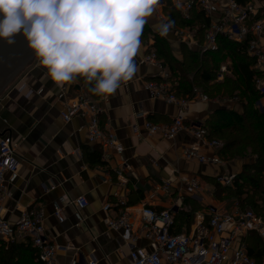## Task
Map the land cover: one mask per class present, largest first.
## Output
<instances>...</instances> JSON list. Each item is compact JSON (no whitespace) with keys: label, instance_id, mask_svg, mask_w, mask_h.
<instances>
[{"label":"crops","instance_id":"1","mask_svg":"<svg viewBox=\"0 0 264 264\" xmlns=\"http://www.w3.org/2000/svg\"><path fill=\"white\" fill-rule=\"evenodd\" d=\"M251 3L258 10V17H264V0H251ZM227 6V0H214L210 14L205 13L210 26L221 20ZM167 15L162 0H159L146 23L152 36L141 42L135 58L137 72L132 80L122 83L114 94L94 95L89 91L90 86L78 78L72 84L58 86L35 58L0 96V139H11L21 161L18 173L7 175L9 197L2 206L0 219L15 228L27 210H42L46 236L58 248V264H87L90 261L96 264H130L133 248L147 252L151 248L150 242L142 236L132 246L124 231H114L108 227L107 220L121 213V208L117 206L120 200L127 201L128 211L137 227L138 211L144 203L157 211L173 208L177 212L187 198L195 200L185 194L183 179H197L201 184L199 193L202 198L203 177L217 179L241 172L242 161H222L224 164L213 165L186 160L184 149L198 143L186 131L178 134L174 140H166L160 135L150 136L145 128L147 121L170 124L180 114L177 105L153 96L147 88L150 82L166 81L172 85L173 76L169 68L162 60H159L161 66L143 62L147 49L155 51L153 38L155 35L161 36L155 26L168 22ZM196 33L195 30L173 25L168 34L161 37L172 53L181 58L186 48L202 55L206 35L204 43H200ZM183 38H187V41H182ZM258 46L264 48V32L258 37ZM258 72V79L264 83V68L258 69ZM164 73L169 74V79H164ZM83 95L100 104L103 110L101 125L123 145L122 154L113 151L104 153L101 146L89 142L88 118L78 116L70 122L62 118L65 106ZM190 100L184 114L187 127L204 125L212 111L224 108L221 104L233 105L228 100L206 103L199 96ZM201 148L207 156L214 154L213 150H207L204 146ZM97 150L102 153V163L87 158L88 154ZM124 164L129 165L130 171L124 169ZM217 170L222 171L219 173ZM168 181L172 183L169 194L155 192L158 186ZM80 197H85L89 203L83 210L65 201ZM58 207L62 209L63 222H59L55 215ZM234 208L236 206L229 210ZM200 217L206 220L207 210L191 216L189 227H183L181 232L192 234ZM251 235L264 243L263 238L251 233L244 238L246 247L254 239ZM13 236L9 241L0 239L7 244L25 240L16 233Z\"/></svg>","mask_w":264,"mask_h":264},{"label":"built area","instance_id":"2","mask_svg":"<svg viewBox=\"0 0 264 264\" xmlns=\"http://www.w3.org/2000/svg\"><path fill=\"white\" fill-rule=\"evenodd\" d=\"M228 6L224 10L221 20L212 24L206 33L205 44L201 54L216 48L219 36L243 43L249 40L248 53L255 59V70L264 68V48L258 46V37L264 32V17H258V10L252 3L240 5L237 0H227ZM174 7L181 12L184 18H189L193 10L199 9L207 15L210 14L214 0H173ZM182 41H187L183 38ZM145 64L161 66L156 52L147 49L143 56ZM229 73L228 66L223 65L216 82H224ZM164 79H169V74L164 73ZM148 90L155 97L164 98L168 103L177 105L180 114L170 124H155L147 121L145 128L150 136L160 135L166 140H174L181 132H188L198 141L196 145L184 149V158L188 161H198L203 164L219 165L222 160L219 151L222 143L208 139V131L202 124L187 127L184 122L185 111L189 107L190 99L179 98L173 91L170 83L150 82ZM256 89L262 95L257 108L264 109V83L256 80ZM203 102H211L208 96L194 91ZM218 102V101H214ZM103 110L100 104L83 95L72 100L65 106L62 118L70 122L73 118L81 116L88 118L87 136L92 144L102 147L104 153L113 151L120 155L124 152L123 145L116 136L107 132L101 125L100 116ZM202 146L207 150H213L212 156H207L202 151ZM104 156V154H103ZM21 168V161L14 149L12 141L8 137L0 139V213L2 206L9 197L7 189V175L16 174ZM124 169L130 171L129 165L124 164ZM219 182L232 186L235 175H227L217 178ZM185 194L197 198L201 191L200 182L193 179H183ZM171 182H164L158 186L155 192L162 191L169 194ZM152 196L151 198H153ZM67 203L75 205L79 210L88 207L85 197L74 201L65 199ZM117 206L121 213L107 220V225L114 231H124L130 240V245L139 237L150 242L151 251L133 248L130 252V264H264V256L261 263L250 257L244 238L255 233L264 239V216L256 214L251 209L244 211L234 208L225 210L217 206H209L207 219L200 217L192 234L174 233L175 214L173 208L157 211L149 204H142L138 211V226L135 227L134 217L129 213L127 201L120 200ZM55 215L59 222L64 221L61 208H56ZM45 214L42 210H27L13 228L7 221L0 219V238L7 241L14 238L16 233L21 238L30 241L36 250V259L41 264H58L56 255L58 248L54 246L46 236ZM87 264H96L90 261Z\"/></svg>","mask_w":264,"mask_h":264},{"label":"trees","instance_id":"3","mask_svg":"<svg viewBox=\"0 0 264 264\" xmlns=\"http://www.w3.org/2000/svg\"><path fill=\"white\" fill-rule=\"evenodd\" d=\"M240 5L251 0H237ZM168 13V21L173 25L197 31L200 43H204L210 20L204 11L193 10L189 18L182 17L172 0H162ZM152 36L147 25L143 29L141 42ZM154 49L158 59L166 65L174 79L173 91L179 98L192 99L199 89L211 100L231 101L237 107H224L212 111L205 121L209 140L222 143L219 156L223 162H244L241 172L235 175L232 186H223L216 178L203 177L215 187L220 201L235 200L238 207L248 206L264 216V109L257 108L262 95L256 89L260 74L255 70V59L248 53L249 40L237 43L225 36H219L216 48L202 55L189 48L184 49L181 58L176 57L168 43L161 36H154ZM230 63L231 76L218 83L217 74L221 66ZM84 84L83 78H78ZM88 85V84H86ZM90 86V85H89ZM98 96V95H97ZM92 162L102 163L100 150L87 155ZM228 201V204L231 203ZM258 202L263 204L260 210ZM199 209L192 198H187L182 209L175 211L174 233L180 234L183 227H189L190 214ZM261 212V213H260ZM252 236V235H251ZM253 237V236H252ZM254 238V237H253ZM250 257L261 263L264 256V243L254 238L247 247ZM36 250L30 241L5 243L0 239V264H41L37 261Z\"/></svg>","mask_w":264,"mask_h":264},{"label":"clouds","instance_id":"4","mask_svg":"<svg viewBox=\"0 0 264 264\" xmlns=\"http://www.w3.org/2000/svg\"><path fill=\"white\" fill-rule=\"evenodd\" d=\"M159 0H0V40L22 34L58 86L83 78L94 95L114 94L137 72L143 29ZM172 21L155 26L161 36Z\"/></svg>","mask_w":264,"mask_h":264},{"label":"water","instance_id":"5","mask_svg":"<svg viewBox=\"0 0 264 264\" xmlns=\"http://www.w3.org/2000/svg\"><path fill=\"white\" fill-rule=\"evenodd\" d=\"M35 58L22 34L15 36L12 45L0 40V96Z\"/></svg>","mask_w":264,"mask_h":264},{"label":"rangeland","instance_id":"6","mask_svg":"<svg viewBox=\"0 0 264 264\" xmlns=\"http://www.w3.org/2000/svg\"><path fill=\"white\" fill-rule=\"evenodd\" d=\"M223 65H227L228 66V70H229V73L227 74V76H231V69H230V63H225ZM222 65V66H223ZM221 66V67H222ZM173 86V85H171ZM199 92L202 93V91L199 89ZM210 99V98H209ZM211 100V99H210ZM220 102V101H219ZM222 107H237V105H232V104H221ZM220 164H224L223 162H221ZM219 173H221L222 170H217ZM217 182L222 184L223 186H227L221 182L218 181L217 179ZM202 186H203V189H204V192L202 194V198H200V193L198 194V197L195 198V200L197 201L196 203L199 205V209L197 211H194L190 214V219H189V223L191 222V216H195L196 214H198L199 212H203L204 210H209V206H217V207H220V208H224L225 210H229L231 209L232 207L236 206L237 209L239 210H246V209H250L248 206H245L246 209H241L240 207H238V202H235V200L231 201V200H226V201H220V199L217 198L216 196V190H215V187L213 185L210 184L209 181H206L205 179L202 180ZM228 201H231L230 204H228ZM258 206L260 207V210L263 209V204L261 202H258ZM261 213V212H260ZM257 214V213H256ZM263 213H261L260 215H262Z\"/></svg>","mask_w":264,"mask_h":264}]
</instances>
